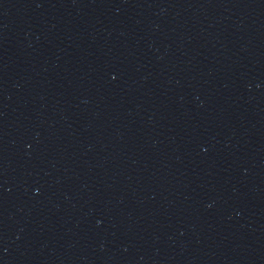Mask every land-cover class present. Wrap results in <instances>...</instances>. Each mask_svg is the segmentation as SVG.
Returning <instances> with one entry per match:
<instances>
[{
	"label": "water",
	"instance_id": "obj_1",
	"mask_svg": "<svg viewBox=\"0 0 264 264\" xmlns=\"http://www.w3.org/2000/svg\"><path fill=\"white\" fill-rule=\"evenodd\" d=\"M0 264H264V0H0Z\"/></svg>",
	"mask_w": 264,
	"mask_h": 264
}]
</instances>
